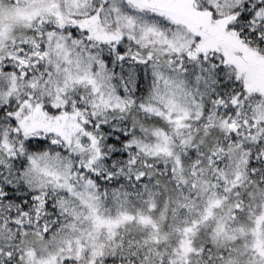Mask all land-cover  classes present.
<instances>
[{"label": "snow or ice", "instance_id": "snow-or-ice-1", "mask_svg": "<svg viewBox=\"0 0 264 264\" xmlns=\"http://www.w3.org/2000/svg\"><path fill=\"white\" fill-rule=\"evenodd\" d=\"M0 264H264V0H0Z\"/></svg>", "mask_w": 264, "mask_h": 264}]
</instances>
